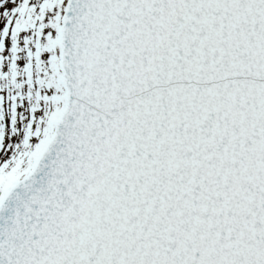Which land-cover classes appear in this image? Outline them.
Here are the masks:
<instances>
[{
    "label": "snow or ice",
    "instance_id": "6c2138e0",
    "mask_svg": "<svg viewBox=\"0 0 264 264\" xmlns=\"http://www.w3.org/2000/svg\"><path fill=\"white\" fill-rule=\"evenodd\" d=\"M0 264H264V0H0Z\"/></svg>",
    "mask_w": 264,
    "mask_h": 264
}]
</instances>
